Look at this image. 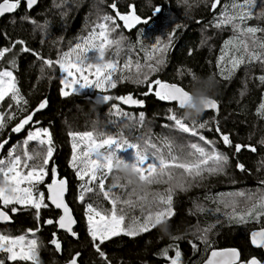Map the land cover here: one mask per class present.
I'll use <instances>...</instances> for the list:
<instances>
[{
  "label": "trees",
  "instance_id": "16d2710c",
  "mask_svg": "<svg viewBox=\"0 0 264 264\" xmlns=\"http://www.w3.org/2000/svg\"><path fill=\"white\" fill-rule=\"evenodd\" d=\"M113 2L117 4L116 10L121 14H129L134 7L137 15L149 20L147 24L141 23L132 29H125L123 22L117 19V23L121 25L117 35L123 34L126 38L125 51L119 57L121 64L129 54L133 61L139 58L142 64L145 63V57L149 54L147 50L150 49L154 38L159 37L166 41V34L174 32L171 47L165 56L166 63L160 71L152 75L151 79L188 86L191 81L189 73H192L200 77L211 75L218 83L213 99L220 105L219 115L204 112L197 119V123L208 122V127L201 129L200 132L207 139L214 141L221 152L229 156L230 166L225 175L209 177L199 186H194L189 191L178 190L174 195L173 208L176 214L169 222L170 231L172 235L183 236L182 240L176 242L182 252L183 264H203L211 251L223 249H238L242 261L255 257L263 262L264 251L253 248L251 233L264 227V217L259 221L236 223L229 219L227 213L230 209L225 208L222 202L227 199L228 194L240 191L259 193L264 187L261 184V181H264L262 164L264 143H261L264 140V116L259 114L260 105L264 103V83L258 79L264 75V68L258 63L241 66L229 79L219 74L218 57L224 42L233 33L230 27L217 29L212 24L223 10V5L231 3V0H221V5L215 12L211 8L212 0H188V4H184L183 0H42L32 10L27 8L24 0H21L17 11L5 17L0 23V47H9L13 41L23 40L27 47L42 57L55 60L60 53L69 51L76 43L87 37L100 16L105 14L115 16L116 10L110 7ZM157 7L161 12L155 13ZM253 12V18L248 21L249 26L264 27V16L260 15L264 12V0H256ZM174 25L180 27L174 28ZM140 41H143L145 51L140 50L138 46ZM131 47H135V50L129 53L127 49ZM19 48L20 45H17L15 75L21 95L28 101L26 106L28 111L35 109L45 99L48 105L33 117L34 121L39 123L26 126L20 133H13L11 129L20 116L26 113L20 112L11 100H6L0 105V112L7 113L8 106L11 105L10 110L18 114L17 119L10 121L7 127L0 131V140H8L3 157L7 156L9 149L22 144L32 129L44 128L51 132L56 149L53 155L54 163L50 162L49 176L39 189L45 192L47 199L46 184L52 180L53 167L60 177L67 179L69 185L67 202L77 221L75 231L79 234V239L59 231L55 223L52 225L44 223L47 219L55 221L60 217V212L51 206L40 210L39 221L36 219L35 209L18 207L12 223L7 226L0 225V233L23 235L28 229H36L39 225L40 230L36 234L41 244L39 264H67L76 253H80L79 264H105L94 250L88 235L86 203H94V206L98 204L105 209L110 208V204L102 196L91 193L86 197L85 204L79 202L81 181L70 166L73 149L69 132L96 129L114 133L123 130L124 135L131 141H136L141 135L147 134L153 139L168 136L174 138L177 144L199 142L198 138L165 127L172 123L167 119L169 109L174 110L178 116H183V109H179L177 104L159 100L154 94L145 95L149 91L147 85L123 81L119 82L115 89H109L107 93L95 89L90 95L73 94L65 97L61 94L63 74L58 66L49 69L31 52H19ZM12 55L13 53H9L5 60ZM0 65L7 66L3 61H0ZM186 90L191 92L192 88L188 86ZM102 95L113 97L134 95L141 100L144 99L146 107L143 110H128L118 100L102 103L96 99ZM111 104H120L125 112L135 117L141 112L144 113L143 126L138 127L133 121L112 114ZM217 123L222 132L230 134L233 145L255 146L256 152L242 148L236 153L234 148L225 146L215 130ZM34 146L30 143L29 150ZM130 151L132 150L123 153L125 158ZM237 163H243L247 171L241 172L236 167ZM123 182L122 179L121 183ZM111 183L110 176L106 181V187ZM166 187L167 185H154L153 189L163 191ZM6 210L11 213L10 208ZM152 210L155 211V208ZM129 215L140 217L141 212L137 208ZM209 226L211 230L207 239L210 243L205 244L197 237L201 235L199 230ZM54 232L62 243L60 253H57L54 246L49 243ZM161 235L159 229L135 237L121 234L106 241L102 249L111 264H168L158 253L173 242L168 235H163V238ZM193 243L197 245L196 248L192 247ZM7 255L0 254V258L5 259V264H31L30 261H8ZM169 255H174V251L170 250Z\"/></svg>",
  "mask_w": 264,
  "mask_h": 264
},
{
  "label": "snow or ice",
  "instance_id": "6c2138e0",
  "mask_svg": "<svg viewBox=\"0 0 264 264\" xmlns=\"http://www.w3.org/2000/svg\"><path fill=\"white\" fill-rule=\"evenodd\" d=\"M36 3L37 0H26L28 9ZM183 3L188 4V0H183ZM20 5L21 0H0V16L15 12ZM220 5L221 0H212L211 8L215 12ZM255 6L256 0H242V2L231 0V3L223 5V10L212 24L217 29L230 27L233 33L224 42L218 57L219 74L225 79L231 78L241 66L258 63L264 68V27L248 24L254 16ZM110 7L116 10L117 4L113 2ZM154 11L159 13L161 9L157 7ZM260 15L264 16V12ZM117 19L123 22L125 29H132L141 23H149L148 19H142L136 14L134 7L129 14H121L118 10L115 11V16L105 14L98 18L87 37L76 43L69 51L60 53L55 60L42 57L27 47L23 40L13 41L9 47H0V61L7 65H0V104L11 100L20 112L26 113L20 116L11 129L13 133H20L28 125L38 124L39 121H34L33 117L48 105L45 99L35 109L28 111L26 107L28 101L22 97L15 75L17 45H20L19 52H31L49 69L58 66L63 74L61 94L65 97L88 89H99L107 93L109 89H115L119 82L130 81L137 85H147L149 91L145 95L154 94L161 101L176 102L177 107L183 109L192 99L190 91L186 88L194 87L195 74L189 73L191 81L188 86L151 79L152 75L160 71L166 63L165 56L171 47L174 32L166 34V41H162L159 37L154 38L150 49L147 50L149 54L145 57V63L142 64L139 58L133 61L129 54L121 64L119 57L125 51L126 38L123 34L117 35L121 27ZM138 46L141 51L146 50L143 41H140ZM134 50L135 47L127 49L129 53ZM9 53L13 55L5 60ZM258 79L264 83V75L259 76ZM112 100H118L124 105L143 106V101L135 99L132 95L99 97L102 103ZM8 107L7 113L0 112V131L6 128L10 121L17 119V112L10 110L11 105ZM110 108L112 114L133 121L138 127L143 126L144 113L141 112L135 117L125 112L120 104H111ZM208 109H215L218 112V102L210 99L206 105V110ZM259 114L264 116V103L260 105ZM167 119L172 123L165 127L197 137L199 142L177 144L174 138L164 136L153 139L147 134L141 135L136 141H131L124 135L123 130L114 133L96 129L69 132L73 149L70 166L81 181L79 202L85 204L86 197L91 193L102 196L110 204V208L105 209L98 204L94 206V203H86L88 235L94 250L105 264H111L102 249L106 241L121 234L135 237L153 229H159L161 238L163 235H168L173 242L162 248L158 255L168 264H183L182 252L176 243L182 240L183 236L172 235L170 231L169 222L176 214L173 208L174 195L178 190L189 191L192 187L199 186L209 177L225 175L230 166L229 156L221 152L214 141L207 139L200 132L201 129L208 127L207 121L186 123V119L178 116L172 109H169ZM215 130L219 133L220 141L225 146L234 148L236 153L242 148L256 152L255 146L233 145L230 134L222 132L218 123ZM7 143V139L0 140V151ZM30 143L35 145L32 150H29ZM261 143H264V140ZM129 149L132 150L131 160L123 155ZM55 150L51 132L48 129L35 128L28 132L22 144L12 147L5 158H0V222H11L12 217L6 210L8 206H13L10 208L13 213L19 210L15 205L30 206L35 209L37 221L40 219L42 208L54 206L62 210V215L55 221L47 219L44 223L48 225L55 223L57 228L79 239V234L73 230L76 220L64 199L68 190L67 179L60 177L53 167L52 180L46 184L47 203L45 192L39 190V186L45 184L49 176L48 166L50 162L54 163ZM114 162L131 165L138 173L139 184L121 178L113 167ZM236 167L241 172L247 171L243 163H237ZM110 176L112 183L106 187V181ZM122 179L123 183H121ZM261 184L264 185V181H261ZM154 185H167V187L163 191H157L153 189ZM222 202L225 208L230 209L227 213L229 219L236 223L259 221L264 217V187L259 193L240 191L228 194L227 199ZM137 208L141 216H130L129 214ZM153 208L155 211L152 210ZM39 230L38 225L36 229H28L23 235L12 236L0 233V252L8 254L6 257L8 261H30L31 264H39L41 244L36 235ZM210 230L211 226L199 230L201 235L197 239L209 244L207 236ZM49 243L54 246L57 253L62 252V243L55 232ZM251 243L257 248H264V227L251 233ZM192 247L196 248L197 245L193 243ZM170 250L174 251V255H169ZM79 257L80 253H76L67 264H78ZM240 257L241 254L237 249L213 250L206 264H262L255 257L247 261H242ZM0 264H5V259L0 258Z\"/></svg>",
  "mask_w": 264,
  "mask_h": 264
},
{
  "label": "clouds",
  "instance_id": "9594fccd",
  "mask_svg": "<svg viewBox=\"0 0 264 264\" xmlns=\"http://www.w3.org/2000/svg\"><path fill=\"white\" fill-rule=\"evenodd\" d=\"M217 87L218 83L215 77L211 75L207 77L196 76L194 87L190 92L192 99L183 107V117L189 121H197L206 110L207 102L213 99ZM113 167L118 171L121 178L139 184L138 173L131 165L114 162Z\"/></svg>",
  "mask_w": 264,
  "mask_h": 264
},
{
  "label": "water",
  "instance_id": "95a60500",
  "mask_svg": "<svg viewBox=\"0 0 264 264\" xmlns=\"http://www.w3.org/2000/svg\"><path fill=\"white\" fill-rule=\"evenodd\" d=\"M42 0H37V3L35 4V5H33L32 6V8L30 9V10H32V9H34V8H36L39 4H40V2H41ZM24 2L26 3V0H24ZM17 11V10H16ZM15 11V12H16ZM15 12H13V13H6L5 15H3V16H0V23H1V21L5 18V17H7V16H11V15H13ZM135 99H140L141 100V98L140 97H135L134 95H132ZM143 101V106H135V105H124V104H122V106L124 107V108H126V109H128V110H143V109H145V107H146V102H145V100H142ZM168 103H171V104H176V102H170V101H167ZM205 113H210V112H213V113H215L216 115H219V113H220V105H219V111L217 112L215 109H208V110H205L204 111ZM8 144V143H7ZM7 144L5 145V148L2 150V151H0V158H3V155H4V151H5V149H6V147H7ZM46 192H47V189H46ZM68 194H69V185H68V190H67V192L65 193V195H64V199H65V201H66V203L68 204V202H67V197H68ZM47 195H48V193H47ZM69 205V204H68ZM52 208H54L56 211H58V212H60V216L62 215V210L61 209H56L54 206H51ZM70 207V206H69ZM71 208V207H70ZM72 210V209H71ZM72 216L75 218V216H74V214H73V211H72ZM75 220H76V218H75ZM12 221L13 220H11V222H0V225L1 226H7V225H10L11 223H12ZM77 228V221H76V224L75 225H73V230L75 231V229ZM58 230L59 231H61V232H64V233H67V232H65L63 229H59L58 228ZM68 234V233H67ZM70 235V234H69ZM71 236V235H70ZM252 246H253V248H255V249H262L263 251H264V248H257L256 246H254L253 244H252ZM223 250H227V249H223ZM238 250V249H237ZM217 251H221V250H217ZM212 252V251H211ZM211 252H210V254L208 255V257L206 258V260L203 262V264H206V261L210 258V255H211ZM240 252V251H239ZM240 254H241V252H240ZM240 258H242V256L240 257ZM79 264V263H78ZM262 264H264V261L262 262Z\"/></svg>",
  "mask_w": 264,
  "mask_h": 264
},
{
  "label": "rangeland",
  "instance_id": "374dc122",
  "mask_svg": "<svg viewBox=\"0 0 264 264\" xmlns=\"http://www.w3.org/2000/svg\"><path fill=\"white\" fill-rule=\"evenodd\" d=\"M95 91V89H88V90H85V91H83V92H80V93H77V95H90V94H92L93 92ZM97 100L99 99V96H97V98H96ZM1 105V104H0ZM32 130H34V129H32ZM3 158H5V157H3ZM127 159H129V160H131L132 159V151H130V153H129V155H127ZM40 191H42L41 189H39ZM47 193V192H46ZM47 196V195H46ZM46 203L48 202L47 201V199H46V201H45ZM11 207H13V206H8V208H11ZM15 207H30V206H26V205H15ZM18 212V211H17ZM17 212H15V213H13V212H11V213H13V214H16ZM115 237V236H114ZM2 252H0V254H1Z\"/></svg>",
  "mask_w": 264,
  "mask_h": 264
},
{
  "label": "flooded vegetation",
  "instance_id": "af4514ba",
  "mask_svg": "<svg viewBox=\"0 0 264 264\" xmlns=\"http://www.w3.org/2000/svg\"><path fill=\"white\" fill-rule=\"evenodd\" d=\"M142 100H144V99H142ZM9 215L12 217V220H13V215H14V214H13V213H9Z\"/></svg>",
  "mask_w": 264,
  "mask_h": 264
}]
</instances>
